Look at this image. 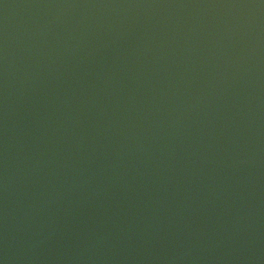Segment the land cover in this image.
<instances>
[{
    "label": "water",
    "instance_id": "obj_1",
    "mask_svg": "<svg viewBox=\"0 0 264 264\" xmlns=\"http://www.w3.org/2000/svg\"><path fill=\"white\" fill-rule=\"evenodd\" d=\"M0 264H264V0H0Z\"/></svg>",
    "mask_w": 264,
    "mask_h": 264
}]
</instances>
